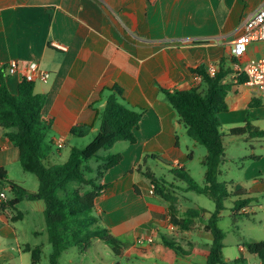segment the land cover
I'll list each match as a JSON object with an SVG mask.
<instances>
[{"label": "crops", "instance_id": "0c3cea01", "mask_svg": "<svg viewBox=\"0 0 264 264\" xmlns=\"http://www.w3.org/2000/svg\"><path fill=\"white\" fill-rule=\"evenodd\" d=\"M262 4L264 0H0V66L18 63V71L7 75L8 88L16 95L33 63L50 73L47 82L35 81V93L47 97L43 120L51 127L48 140L56 147L59 140L66 146L95 138L111 96L143 112L136 143L118 142L120 149L111 153H121L123 158L120 165L106 173L103 182L109 188L96 200L95 213L111 219L106 224L116 237L130 235L136 245L142 237L152 239L150 235L164 227L190 247L184 257L199 258L191 264H207L213 235L205 226L215 210L204 208L206 212L194 220L193 229L182 231L170 221V203L150 194L151 181L138 168L154 174L148 163L158 160L170 166L171 171L185 168L191 174L188 165L195 160L194 150L198 147L186 138V128L164 91L201 88L203 78L193 70H207L209 65L220 70L224 62L225 69L231 70L225 82L234 86L227 96L229 110L219 115L220 124L229 134L224 137L225 158L219 177L223 181H219L243 195L228 200L221 215V220H231V230L239 234L232 244L226 243L225 234L223 257L225 264H263L247 251L245 244L264 240V153L257 154V139L264 138L242 136L251 143L244 154L233 152L226 142L230 136L236 137L230 134L231 129L247 122L264 130V100L246 83L237 84L240 78L235 77L230 60L232 43L243 33L246 19ZM259 55L264 56V43L252 44L244 60ZM81 125L90 127L86 136H81L85 129H79L78 136L71 134L74 127ZM19 166L20 151L0 128V169L16 183L13 171ZM164 183L166 192L178 199L179 219L188 208L201 207L180 203L187 199L181 194L182 190L188 192L186 187L167 184L166 180ZM38 187L29 191L36 192ZM11 188L3 191L7 200L13 198L6 194V190L12 193ZM239 199L246 202L239 217L234 218L235 201ZM31 204L44 216L43 201ZM18 207L3 208L0 199V237L14 238L22 257L30 253L23 251L16 221H24L27 214ZM143 215L144 220L132 222ZM33 233L40 234L36 230ZM139 250L142 254L147 251L143 247ZM6 261L5 249L0 247V264Z\"/></svg>", "mask_w": 264, "mask_h": 264}, {"label": "trees", "instance_id": "16d2710c", "mask_svg": "<svg viewBox=\"0 0 264 264\" xmlns=\"http://www.w3.org/2000/svg\"><path fill=\"white\" fill-rule=\"evenodd\" d=\"M224 63V62H223ZM221 65L215 77H211L203 67L193 70L203 78V86L190 90L164 91L168 102L177 112L186 128L187 135L198 145L206 148L207 155L202 164L205 167L204 185L195 182L185 168L172 170L175 180L186 185L188 192L204 195L215 203V211L206 223V230L213 235L209 252L206 254L207 264H225L223 257L225 232L219 223L225 210V203L233 198H240L243 193L229 190L228 183L220 182L221 164L225 158L224 136L221 132L219 115L229 110L227 96L234 84L225 82L230 69ZM7 65L0 66V128L6 131L8 139L20 151L22 169L34 174L39 187L31 192L14 183L4 169H0V194L11 186L13 198L2 200V207L16 210L24 200L45 203L44 219L48 242L52 247L49 255L50 264H60L61 256L76 248L80 254H86L95 240L109 245L117 256H123L129 248L112 235L111 231L99 224L100 218L94 214L96 200L109 185L103 182L107 172L120 165L122 154L108 153L118 142L136 143V130L143 117L142 111H136L120 102L115 96L108 98L100 117V127L95 138L84 148H72L68 159L63 164H52V141L48 140L51 127L43 120V109L46 95L35 93V82L22 78L18 85V93L13 95L7 85ZM246 77L238 79L242 85ZM116 93L120 90L115 89ZM86 125L74 127L73 135H79V129L89 132ZM233 136L249 134L253 138H264V130L246 123L242 127L230 131ZM144 161V160H143ZM154 186V194L170 203L169 215L173 225L182 231L193 229L194 220L206 211L201 207L188 208L182 219L178 218L177 197L166 192L164 181L153 173L142 171ZM137 194H141L135 187ZM246 201H235L233 217H239V210ZM21 216V213H20ZM179 255L178 244L165 242ZM245 247L251 255L257 256L264 264V240L246 243ZM24 252L30 253L33 264H38L43 248L41 245L31 247L25 245ZM187 255L186 251H182ZM236 263L242 260L235 261Z\"/></svg>", "mask_w": 264, "mask_h": 264}, {"label": "rangeland", "instance_id": "374dc122", "mask_svg": "<svg viewBox=\"0 0 264 264\" xmlns=\"http://www.w3.org/2000/svg\"><path fill=\"white\" fill-rule=\"evenodd\" d=\"M218 117L220 118V116ZM221 127L223 128L222 134L226 138L229 135L228 131L224 124L222 125V123ZM186 138L191 144L193 143L192 141L194 140L189 136L186 135ZM93 139L94 137H87L80 140L78 144L75 143L74 145H76L78 148H84ZM246 139L247 138L242 136H230V139H227L226 142H229L231 144L230 149L233 152L244 154L245 151L247 149L250 150L251 147V143ZM74 145L67 144L66 146L64 145L63 148L58 149V147H56L52 143L53 149L50 156V161L52 162V164H63L68 159L72 146ZM120 145L121 144H117L109 152L115 153L120 149L118 148L120 147ZM197 147L198 148L194 150L195 160L191 165H188V169L191 171V175L195 182L199 185H204L205 167L203 166L202 161L204 156L207 155V150L205 147L198 144ZM263 153L264 139H257V154ZM141 165L143 168L144 162ZM148 168L154 172L155 176L158 179H161L163 181L166 180L167 184L175 183L179 184L181 188L186 187L184 183L182 184L175 181V176L173 175L170 166H167L158 160H150L148 163ZM13 173L15 174V180H17L15 182L18 184H22V186L28 190H34L39 185L37 177L34 174L25 172L21 166H19L18 170L15 169ZM219 180L223 181V178H220ZM224 180H227V178H225ZM6 194L7 196H13V194L8 190H6ZM181 194L183 196L185 195L188 199H181V204H184L186 206L199 205L208 210H215V203L204 195H199L194 192L186 193V191L184 190L181 191ZM226 205L228 206V201L226 202ZM18 208L21 212L27 214V219H25L24 221H16L20 237L19 240L22 247H24L25 245H30L34 248L38 245H41L43 248V253L41 254L38 264H50L49 255L52 252V247L48 242L46 223L43 214L36 212L33 209L31 202L28 200L23 201ZM94 214H96L95 211ZM96 216L100 218L99 224L101 227L110 229L106 224V220H108L109 218L107 219L104 214L102 215V217L97 214ZM145 218V215H143L138 219L132 220V222L136 224L137 221H142ZM219 226L227 236L226 243L232 244L234 242V239H236L239 234L237 231L231 230V220L228 218H223L219 223ZM144 227L145 230L148 228L146 226ZM35 230L39 231L40 234H34L33 231ZM160 230V232L150 235L153 239L152 242L148 241L150 237H142L141 239L144 240V243L141 245H135L134 240L130 235L116 237L112 233L113 236L128 244L129 246L123 256H117L113 252L112 248L103 241L95 240L86 254H80L76 248H73L70 251L64 253L60 258V264H191V262L195 259H199L196 256L194 258H191L192 260L188 257H184L182 251L189 252L190 247L187 244L182 243L181 240H177L170 234V232L166 228L160 227ZM165 242H169L172 244L180 243L181 245H178V247L182 248V251L179 250L180 254L177 255L174 249H171L169 246L165 245ZM0 247L5 249V254L7 256V261L5 262V264H32L30 254L24 253L25 255L20 257V254L18 253V243L14 238L8 239L0 237ZM139 247L145 248L147 250L146 253L142 254L139 250Z\"/></svg>", "mask_w": 264, "mask_h": 264}, {"label": "built area", "instance_id": "2783aa9c", "mask_svg": "<svg viewBox=\"0 0 264 264\" xmlns=\"http://www.w3.org/2000/svg\"><path fill=\"white\" fill-rule=\"evenodd\" d=\"M264 43V4H262L256 12H254L244 23L243 33L232 43L230 50V60L232 61L235 71V77H246L247 85L251 86L254 93L264 100V56L244 60L245 54L248 52L249 47L254 44ZM55 46L63 51L67 48L55 44ZM18 71V63L11 61L7 65L6 73L11 76ZM207 73L211 77H215L219 71L216 65H209ZM24 77L30 81L35 82L41 80L47 82L50 78V73L39 69L36 63H33L26 70ZM65 145L63 140L57 141L58 149L63 148ZM150 194H154V186L150 188ZM0 199L7 200L6 195L2 192ZM152 242V239H148ZM138 243H144L143 239H139Z\"/></svg>", "mask_w": 264, "mask_h": 264}]
</instances>
